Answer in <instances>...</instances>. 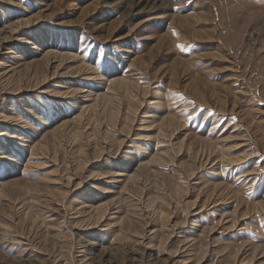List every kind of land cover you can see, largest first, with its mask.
<instances>
[{"label":"rangeland","instance_id":"374dc122","mask_svg":"<svg viewBox=\"0 0 264 264\" xmlns=\"http://www.w3.org/2000/svg\"><path fill=\"white\" fill-rule=\"evenodd\" d=\"M0 264H264V0H0Z\"/></svg>","mask_w":264,"mask_h":264}]
</instances>
